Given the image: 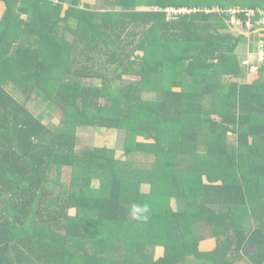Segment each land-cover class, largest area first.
<instances>
[{
  "label": "trees",
  "instance_id": "16d2710c",
  "mask_svg": "<svg viewBox=\"0 0 264 264\" xmlns=\"http://www.w3.org/2000/svg\"><path fill=\"white\" fill-rule=\"evenodd\" d=\"M103 3L0 0V264H264V67L248 82L246 34L221 12L264 0ZM87 127L142 136L124 155L155 160L90 145Z\"/></svg>",
  "mask_w": 264,
  "mask_h": 264
},
{
  "label": "rangeland",
  "instance_id": "374dc122",
  "mask_svg": "<svg viewBox=\"0 0 264 264\" xmlns=\"http://www.w3.org/2000/svg\"><path fill=\"white\" fill-rule=\"evenodd\" d=\"M87 1H89V3L91 2V5L93 4V6L101 9L102 5H104L103 0H83V3H87ZM231 7H238V6H230ZM87 9V8H85ZM170 9V8H168ZM260 9V8H257ZM19 12V11H18ZM169 12V11H168ZM20 13V12H19ZM184 14V13H181ZM167 19L172 20L175 19L177 16L176 15H172V14H168L167 13ZM73 26L77 27V23H74L72 21ZM224 31V30H223ZM227 32V31H225ZM229 32L233 33L232 29L229 30ZM247 42H243L238 50H237V55L241 61V63L243 62V60L246 59V54L248 53V46L246 45ZM255 58H250V62H255ZM244 66V73L246 75L249 74L247 66ZM114 70V68H113ZM259 77V75L256 74H250V78L248 80V82L250 81V83H252L255 79H257ZM261 78V77H260ZM125 80H127V83L123 82L122 80L119 81V83H123L124 84H128L130 82V80L132 79L129 76H125L124 77ZM230 78L227 76L225 78V81H229ZM94 83L101 85V80H95ZM262 84H264V78L262 79ZM115 85V84H114ZM141 96L144 100L146 101H154L155 99H160V96H158L157 98H155L154 95L148 93V92H143L141 93ZM30 109L37 114L38 116H40L50 127H55L58 126V123H60V121L62 120V116H61V110H59L58 108H56L50 101H48L46 98L44 99L39 98L38 96L34 95L33 98L29 101L28 103ZM261 122H263L262 120H260ZM78 133H80V135H82V137L87 138V143L90 145H104V146H108L112 149H115L117 151V156L125 159V160H129V161H133L135 164H152V161L155 160V156L149 155L148 153H144L143 151H133L130 155L125 156L124 152L125 149L128 147L129 143L132 142L135 138L136 141H142L143 138L142 136H132L130 134L127 133L126 130H106V129H98L95 127H87V128H81L80 130H78ZM231 139L234 138V136H230ZM206 151L205 146L200 147V152L202 154H204ZM104 170V166L101 164H97L96 167L94 168L95 174H93V177H95L93 181V186L98 187L100 186L99 184L101 183V180L99 178L103 177L106 178L108 176V173H106ZM102 175V176H101ZM121 179L123 180H127L128 177L123 175L120 176ZM137 182H144V184L142 185V189L143 190H148V186L145 185V181H148V175H142V176H138ZM251 222V223H250ZM250 225L252 227L256 226V220L253 219V221H250ZM103 240V239H102ZM157 256H161L163 255V248L162 247H158L157 249Z\"/></svg>",
  "mask_w": 264,
  "mask_h": 264
},
{
  "label": "built area",
  "instance_id": "2783aa9c",
  "mask_svg": "<svg viewBox=\"0 0 264 264\" xmlns=\"http://www.w3.org/2000/svg\"><path fill=\"white\" fill-rule=\"evenodd\" d=\"M165 11L176 16L191 12L187 9L177 10L174 8ZM221 12L228 16L227 23L231 25L234 34H246L245 41L247 42L248 53L242 64L247 66L249 75L257 74L264 67V10L231 7ZM250 58H255V62H250Z\"/></svg>",
  "mask_w": 264,
  "mask_h": 264
},
{
  "label": "crops",
  "instance_id": "0c3cea01",
  "mask_svg": "<svg viewBox=\"0 0 264 264\" xmlns=\"http://www.w3.org/2000/svg\"><path fill=\"white\" fill-rule=\"evenodd\" d=\"M101 1V0H100ZM87 5L88 6H90L91 7V10H100L99 8H97V7H95V6H93V4L91 5V2L89 3V1H87ZM245 43H246V41H245ZM247 45V44H246ZM217 244H218V240H217V238L215 239V238H208L204 243H202L201 244V249L202 250H211V249H215L216 247H217ZM157 249H158V247H157ZM254 250H255V248H253V247H251L250 248V254L252 253V252H254ZM164 251V250H163ZM157 254V253H156ZM158 257V256H157Z\"/></svg>",
  "mask_w": 264,
  "mask_h": 264
}]
</instances>
